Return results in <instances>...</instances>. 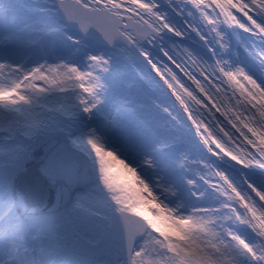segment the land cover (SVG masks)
<instances>
[{
  "label": "snow or ice",
  "instance_id": "obj_1",
  "mask_svg": "<svg viewBox=\"0 0 264 264\" xmlns=\"http://www.w3.org/2000/svg\"><path fill=\"white\" fill-rule=\"evenodd\" d=\"M168 2L181 18L184 31L195 33L208 45L211 62L178 45H161L158 58L146 50L145 46L156 45L162 33L178 38L184 35L160 11L156 0H52L54 7L49 10L82 34L95 29L109 44L117 39L132 46L144 42L137 51L169 102L170 106H156L168 114V121L155 119L139 102L138 90L109 100L104 95L105 85L94 74L96 70L108 71L109 61L103 56L87 57L89 71L63 62L42 63L28 71L0 63V264H56L53 247L43 237L74 226V221L87 224L92 216L105 221V235L122 240L126 264H237L236 250L246 258L244 264H264V0H211V11L205 0H183L179 7ZM44 11L27 0H0V44L36 43L59 32L63 26H51V17L40 14ZM222 25L253 37L254 43L244 50L259 66L258 75L239 65L233 67L217 55L228 47L219 30ZM68 39L78 43L73 36ZM40 81L44 86L37 88ZM70 92L79 93L75 106L67 96L55 95ZM49 94L53 95L46 103H37V97ZM225 96L230 107L224 103ZM93 110L107 126L128 137H159L158 148L175 142L180 135H194L219 162L213 167L201 161L206 171L198 174L216 194L217 205L179 215L132 166L128 173L140 186L135 195L112 187L105 179L103 163L118 156L89 128L86 143L98 170L94 190L76 199L65 214H41L37 203L51 195L50 186H56L57 205L69 198L67 189L57 186L58 177L66 175V170L51 162L41 163L36 156L41 138L51 133L66 145L78 146L79 127L65 126L64 121H74L80 113ZM41 113L49 118L41 119ZM173 113L180 115L183 125L178 126ZM174 128L179 135L174 134ZM29 160L37 161L39 180L25 186L21 177L27 173L24 165ZM187 183L193 185L194 181ZM157 187L170 194V189ZM192 195L200 199L203 193ZM150 204L154 207L149 208ZM169 221L178 223L180 230L166 227ZM86 242L97 245L100 240Z\"/></svg>",
  "mask_w": 264,
  "mask_h": 264
},
{
  "label": "rangeland",
  "instance_id": "obj_2",
  "mask_svg": "<svg viewBox=\"0 0 264 264\" xmlns=\"http://www.w3.org/2000/svg\"><path fill=\"white\" fill-rule=\"evenodd\" d=\"M42 1H46L48 4L41 5ZM166 1H168V0H166ZM27 2L29 4L37 7L38 9H44L45 11L43 13H40L41 15H44V16L49 15V13H51L49 10L51 8H53L51 6L52 0H27ZM156 2L159 5L160 11L166 15L169 22H171L173 25H175L179 30L184 31L182 20H179L178 18H174L172 16L173 15V8L170 6H167V7L164 6L161 3V0H156ZM182 3H183V0H178V1L172 0V4L175 7L182 6ZM168 4H169V2H168ZM205 4L208 6V11H211L212 8L214 7V5L211 3V0H205ZM196 22L197 23L199 22L198 19L196 20ZM49 23L51 26L62 25L63 27L61 28V30L59 32L52 33V34L48 35L47 37H45L43 40L34 43L33 45H28V44H24V45L29 46L32 50H37L38 47H41V48L44 47L45 50L52 49L55 51H60L61 49L67 48L70 50V54L68 56H66L64 58H59L56 60L46 61L44 63L56 64V63H61L64 61L63 63L75 65L81 71H89L90 62L88 61L87 57L90 55H95V53H97L98 50H97V48H95L96 45L93 44L89 39H84L83 37H81L79 35V33H77V32H76V35H73V36L76 38V40H78V42H80L81 40H84L85 44L82 45L83 47L80 45V43H76L74 41L70 42V39H68V36H72V32H73L72 30L67 29L64 24H62L61 22L56 20L54 17L49 20ZM219 30L223 33L224 42L228 47L225 50H218L217 55L223 59L228 60L229 63L233 67L239 65L240 67H243L246 71H250V72H253L255 74L254 70H257L259 68V66L256 64L255 60L251 56H249L248 53L245 52V50H244L246 46H251L254 43L253 37L242 32L240 29H238L236 27H228V26L222 25V26H220ZM162 36L163 35H161L159 37V39H158L159 42L157 41L159 43V45L161 44L160 41H164V42H166V44H165L166 48H171L174 45H178L181 47L188 48L189 51H191L194 55H197L202 60L211 62L213 59L211 53L208 51V45H206L204 42H202L200 40V38L193 32L184 31L183 37H180V38H189L195 42V45L186 44L180 38L175 37L173 34H172V36L175 38V40H172V38H170V37L165 38ZM231 37H233V39H234L232 46H235V50H236L235 55L233 53H230V49H229L230 44L228 43V41ZM255 43L257 44V46H259L258 42H255ZM76 45H80L81 50H85L87 48H89V49L95 48L96 50L94 52L86 55V57H84L83 59L76 61V59L74 58L76 55L73 54V48ZM142 45H143V42H140V44H138L137 46L139 47ZM96 47H98V46H96ZM117 47L120 49L121 52L124 53V55L129 57L130 63H127L124 59H122V56L120 55L118 50H115V49H112L109 47H104L102 49V50H105V52H111L112 53L111 55L114 56L116 58V60L119 62L118 69L115 71H111V73H108V71L102 72L99 70H97L95 73V74H97V76H99L101 82L105 85L104 95L108 98L110 92L113 89H115L116 87L122 85L123 83H125V84L127 83V84H126V87H125V89L121 95L127 93L129 91V89H127L128 85L129 84L132 85L135 82L131 77L132 73L135 72V73H137V75L139 77V80L136 82V84H137V89L140 90L141 94L143 95V93H145V94L154 95V96H152L153 99L150 98L148 100H146V99L144 100V99H141L142 96L139 94V97H138L139 102L143 103L147 109H150L153 112L155 119L161 122L162 121L161 120L162 115L160 114L161 110L158 109L156 106L159 105L162 108V107L170 106V105H169V102L165 99L162 90L155 84V81L153 79V75L150 72L148 65L144 62L135 61L132 58L130 51L126 47H124L122 45H117ZM146 50H147V48H146ZM154 57L158 58L157 54ZM189 83H191V82L189 81ZM43 86H44V83L42 81L36 82L37 88H41ZM192 87L195 88L196 86L193 84ZM52 95L53 94H49L47 97H43V96L37 97L36 98L37 103L38 104L46 103L47 100L50 99ZM55 95L67 96L68 102L72 103L73 106H75V96L79 95V93L78 92H70V93H66V94H55ZM227 95L231 96V91H229ZM155 99H157L160 102V104H155V102H156ZM223 99H224L225 105L230 107V105L228 104L227 96L223 97ZM210 102L212 103L213 101L210 100ZM37 112H40L39 108L37 109ZM173 115L176 116V120L178 121V126L184 124V121L181 119V117L178 113H173ZM48 118L49 117L46 113H41V119H48ZM100 118L102 119V117L99 115V112L97 110H93V112L90 114L80 113L79 116L74 121L65 120L64 125L65 126H67L68 124L76 125L77 122H81L84 125L86 124L88 129L89 128L95 129L96 134H98L100 131L98 130L97 126L100 125V123H98L101 120ZM91 119H98V121L93 123L92 121H90ZM168 119H170V117ZM110 129L111 128L106 125L105 130H104L105 134L107 133L108 135L111 136V134H113V132L110 131ZM173 132H174V134L179 135V133H177L176 131H173ZM101 133L102 132H100V134ZM109 133H111V134H109ZM118 134L121 135V133H119V132H118ZM125 137H126V135H124L122 133V138L124 139ZM136 138L146 140L147 146L145 147V150L147 151V153H148V150H150V147L152 149V147L153 148L156 147V145H158V143L160 142L159 137H150V138L136 137ZM104 146L106 147V144H104ZM76 148H78L79 150H81L82 152H84L88 156V159H89L90 165H91V169H92V181L83 190H80L81 192H80V195L78 197H77V195H74V197L76 196V199H78L80 196L85 195V194H89L94 190V186H95V182H96L95 178L98 176V170H97V167L94 163V158L91 154L90 147L88 145H85V144L79 142V144H78V146H76ZM203 151H204V147L200 144L199 140L194 137V135L193 136L180 135V138L177 140V146L175 148L171 149L169 151V153L164 156V159H170L173 162H175V166L173 167L172 170H169V173H168L169 177H167L165 175L164 176L161 175L163 181L172 187L174 184H176V185L178 184V182H176V181L181 180L179 178V175L181 176V178L183 177L184 179L191 180L190 179V172L191 171H196L198 174H202L203 172L201 171V169L199 170V169L192 167V161H193L194 157H197L198 160L202 161V156L204 155ZM128 157L130 158V160H134V162L130 163V165L133 168H135L137 165L144 164L145 161H147L146 157H144V156L134 158L132 154H128ZM212 161L214 164L219 163L218 161H215L214 158L212 159ZM105 170H106V176L112 175L111 170L109 168H107ZM148 171H149V169H148ZM138 172L139 173L142 172L141 169ZM150 173H152V171ZM234 174L235 173H233V175ZM115 183L117 186L123 188L124 191L128 192L130 195H135L136 189L139 188V186L129 187L125 183L120 184L116 180H115ZM196 185L197 186L195 187V189L192 190V192H201L202 193L203 191L206 190L207 191L206 195L217 198L216 194L210 188H208L207 185L203 184L200 180H199V183H197ZM130 188H133V191H131ZM77 192H79V191H77ZM217 203H218V199L216 200L215 204H210V206L202 204V205L197 206V207L198 208H210V207H215L217 205ZM148 207L149 208L154 207V204L153 205L150 204ZM145 211H147V209H145ZM183 215L186 216L185 211L183 212ZM178 225L179 224L175 222L173 227H175V228H177V230H179ZM69 227L72 230V232L74 233L73 237H76V235H79L83 239H85L86 241H96V240H87V238H86L87 236L84 235V233L81 232L80 230H78L77 228L83 229L84 231H87V232L95 233L97 240H98V239H100V234L103 233L102 229L104 228V223H103V219H101L100 217L92 216V217H89L88 225L75 222L74 226H69ZM240 232L243 236H245V237L248 236V234L245 230L240 229ZM65 234H66L65 231H59L57 233L46 235V236L51 235V237H53V239H54V244L53 245L51 244L53 247L52 259L56 260V262L59 264H66L67 259H68V256L66 253H64V254L61 253L60 250L62 248L68 247L72 253L78 254L74 250V248L72 247L71 241L63 240V236ZM118 248H119V246H118ZM112 254L114 257L117 254L119 255V253L115 252V251H112ZM233 255L236 259H238L240 261V263L244 264V261L246 258L240 254V250H236L233 253ZM83 256L87 259V261L89 263H92V264H94V263L95 264H114V262H115L113 257L111 258L108 256L95 258L93 260H90L85 255H82V257ZM122 261L123 260L121 259V257L116 259L117 263H121Z\"/></svg>",
  "mask_w": 264,
  "mask_h": 264
},
{
  "label": "bare ground",
  "instance_id": "obj_3",
  "mask_svg": "<svg viewBox=\"0 0 264 264\" xmlns=\"http://www.w3.org/2000/svg\"><path fill=\"white\" fill-rule=\"evenodd\" d=\"M73 35L74 34H72V36ZM71 42H73V40H71ZM102 49L103 48H99L97 53H95V55L103 56L109 61L108 73H111V71L117 70L118 67H119V62L116 60V58L114 56L111 55L112 54L111 52H105V50H102ZM13 52H16V51L13 50ZM36 58H37V56L35 55L33 57L32 62H35V63L38 62V59H36ZM5 59L7 60V64L8 65L19 66V68L21 70L24 68V66H22L21 64H18L16 55L13 58H10V57L6 58L5 57ZM96 71H95V73H96ZM95 75H97V74H95ZM144 98L146 100H148L149 99V95L145 94ZM155 104H160V103H159V101H156ZM98 123H100V125L97 126L98 130L100 132H102L103 134L102 133L100 134V132H99L98 134H96V136L98 137L99 141L102 144H106V147H105L106 149L114 151V153L119 158L124 159L129 164L131 162H134V161L129 159L128 154H132L134 158L142 157V156L147 158V156L149 154L145 150V147L147 146L146 140L137 139L136 137H128V136H126L123 139L122 138V133L118 129H110V131L113 132V134L109 133V134H111V136H110L107 133L105 134L104 130H105L106 124L104 123L103 119H101L100 122H98ZM76 126H78L79 129H80V131L78 132L76 138L78 139V141L80 143H83V144L87 145V143H86V134H87V129H88L87 125L86 124L84 125L81 122H77ZM118 132L121 133V135H119ZM160 161H161L160 165L153 166L152 164H150V166H149V163H147L148 164L147 166L141 167L142 171L145 170V169L150 168L151 171H152L151 176L143 175V174L138 172L139 170H137L136 172H137L138 176L141 179H143L147 184H149L150 187L153 188L155 193L156 192L157 193L161 192L160 188L157 187V185L170 189V194L165 195V194H163L161 192L162 195L160 197H161L163 203L167 204L171 208H174L179 215H183V211H185V207H186V206H183V204H185V203L190 204L191 208H196V206H200L202 204H205V205H208V206H210V204H215L217 198H214V197L209 196V195H205V191L202 192L203 196L200 199L195 198L188 191L184 192L183 189H188V190L192 191L193 189H195L196 185L195 184L189 185L187 183V180L186 179H182L180 175H179V178L181 180L179 181L180 182L179 183L180 184L179 188L173 189L171 186H169L167 183H165L161 179V177H162L161 175H163V176L165 175V176L169 177V174L168 173L166 174V171H167L166 169L173 168V164L174 163H173L172 160H164L163 157L160 158ZM198 165H200L199 166L200 169H203L202 166H201V163L198 164ZM109 169L111 170V174H112L111 176L115 177V180L118 181L120 184H124L125 183L129 187H137V186H139L137 183H135V178L131 177V175L128 173V171L119 162H117L114 166L109 167ZM130 189H131V191H133V188H130ZM188 194L190 195L189 196V202L185 200V199L188 198L187 197ZM75 195H77V197H78L80 195V192H76ZM75 200H76V196L73 198L72 203ZM191 208H189V209H191ZM147 214L149 216L152 215L151 212H148ZM74 223H75V221H74ZM174 223H175V221H169L165 226L166 227H173ZM178 226H180V225H178ZM77 229L80 230L81 232H83L84 235L87 236L86 237L87 240H97V237H96L95 233L87 232V231H84L83 229H80V228H77ZM102 230H103V233H104L105 227ZM100 236L103 237L102 234H100ZM43 239L46 242H49L52 245L54 244V239H53V237H51V235L45 236ZM60 251H61L62 254L66 253L67 256H68L66 264H92V263H89L84 256L82 257V255H80V254L72 253L69 250L68 247L62 248ZM116 252H118L120 254L119 250H117V249H116ZM236 260H237V264H242V263H240V261L238 259H236ZM56 264H59V263L56 262Z\"/></svg>",
  "mask_w": 264,
  "mask_h": 264
},
{
  "label": "water",
  "instance_id": "obj_4",
  "mask_svg": "<svg viewBox=\"0 0 264 264\" xmlns=\"http://www.w3.org/2000/svg\"><path fill=\"white\" fill-rule=\"evenodd\" d=\"M67 23L73 27H76L74 24H71L69 22ZM86 35L94 38L98 42H103L100 40L99 35L97 33L87 32ZM121 42L125 43L129 47H132V45H129L124 40H121ZM111 45L114 46V41L111 43ZM41 139L42 146L40 150L36 153V156L38 157L39 162L41 163L51 162L57 169L66 170V175H61L58 177L57 186L66 188L69 193V198L61 205H57L55 197L56 186H50L48 190L51 192V195L46 196L40 201H38L37 207L39 208L41 214H64L66 208L72 200L74 192L76 190L82 189L85 185L90 182L91 171L89 167V162L82 152L76 150L75 148L69 145H66L58 136L54 134L49 133ZM24 167L27 169V173L21 177V183L27 186L33 182H37L39 180V178L35 174L37 161L29 160L25 162ZM68 237H70V235H68ZM117 237L118 236L113 237L104 234L99 244H88V246L98 249V251L96 252H91L88 249L86 250L84 246V241H82L81 239L75 240L74 244L79 251L86 252L90 255L91 258H93L94 256L110 255L111 249L116 248L114 246L115 241H118L121 245V248L123 249V242L121 239H119V237ZM122 249L121 253L123 254V257L127 259V253ZM126 262L127 260L123 264H126Z\"/></svg>",
  "mask_w": 264,
  "mask_h": 264
},
{
  "label": "clouds",
  "instance_id": "obj_5",
  "mask_svg": "<svg viewBox=\"0 0 264 264\" xmlns=\"http://www.w3.org/2000/svg\"><path fill=\"white\" fill-rule=\"evenodd\" d=\"M102 156H103V152H102ZM117 162H119L127 171H132V168L130 165L127 164V162L125 161H121L119 157L113 156V157H109L104 159V163H103V167L105 169L114 166ZM105 179L107 180V182L109 184L112 185V187L117 188L118 190L124 191L123 188L119 187L116 185L115 183V177L113 176H106Z\"/></svg>",
  "mask_w": 264,
  "mask_h": 264
}]
</instances>
